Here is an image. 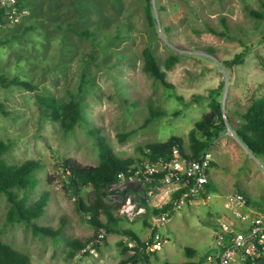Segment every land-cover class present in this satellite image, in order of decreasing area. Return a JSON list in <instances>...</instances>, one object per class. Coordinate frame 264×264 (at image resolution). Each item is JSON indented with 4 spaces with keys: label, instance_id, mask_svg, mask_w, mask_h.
I'll list each match as a JSON object with an SVG mask.
<instances>
[{
    "label": "rangeland",
    "instance_id": "obj_1",
    "mask_svg": "<svg viewBox=\"0 0 264 264\" xmlns=\"http://www.w3.org/2000/svg\"><path fill=\"white\" fill-rule=\"evenodd\" d=\"M26 3L29 13L21 24L0 36V74L31 81L38 89L0 82V138L13 141L5 156L10 163L28 158L43 163L29 202L49 189L47 213L36 221L60 232L37 234L32 224L10 221V204L1 194L0 238L30 254L33 264H118L132 253L124 254L131 245L128 236L118 232L108 233L98 255H71L70 240L85 241L98 229L66 188L62 161L100 163L93 128L119 157L132 158L136 165L144 158L145 144L163 142L172 135L182 137L189 149V132L211 110L209 96L220 88V94L215 91V95L223 101L226 119L232 123L227 122L210 146L211 176L217 191L207 203L200 200L174 213L163 229L166 245L149 252L150 258L143 263L218 264L221 247L215 231L217 212L226 211L225 194L241 190L264 208V155H254L234 129L241 125L242 113L251 100L264 96V17L252 15V10L264 12V0H153L156 25L148 21L147 0ZM86 29L94 30V36L77 32ZM147 46L153 48L171 85L145 70L143 52ZM242 51L243 61L236 62ZM173 53L184 55L167 68L166 60ZM37 93L56 95L62 101H82L86 122L66 131L43 113ZM151 106L165 114L143 126ZM132 129L137 131L122 141L120 134ZM133 192L149 212L154 209L151 197L135 186L124 198L107 195L105 203L117 210L116 214L118 209L123 214L121 207ZM84 196L95 200L92 186ZM101 218L106 221L105 215ZM119 225L142 238L149 236L140 215L133 220L123 217Z\"/></svg>",
    "mask_w": 264,
    "mask_h": 264
},
{
    "label": "trees",
    "instance_id": "obj_2",
    "mask_svg": "<svg viewBox=\"0 0 264 264\" xmlns=\"http://www.w3.org/2000/svg\"><path fill=\"white\" fill-rule=\"evenodd\" d=\"M21 3L28 7L26 0H21ZM145 7L149 23L156 25V17L153 14V0H147ZM252 15L264 17V12L252 10ZM14 29L9 30V32ZM167 29L168 26H165L164 30L166 31ZM209 29L216 32L214 28ZM77 32L82 36L90 38L95 34L94 30L90 29ZM1 42L2 40L0 39V43ZM143 54L145 57V70L156 78L161 79L163 82L168 83L166 79L167 72L163 70L162 66L159 64L153 48L147 46ZM183 55L184 54L181 53L171 54L166 60V67H173L181 60ZM244 56L245 52L242 51L238 53L235 57L236 62H242ZM0 82L4 86L17 84L29 90L38 89V86L31 81L21 80L17 77L9 79L4 74H0ZM168 85L171 84L168 83ZM219 89L212 91V94L209 96L212 98L210 102L211 110L205 113L202 118L196 122L195 127L189 132V149L186 148L182 137L172 135L166 141L149 142L145 144L144 148H142L144 158L140 161L142 162L147 157L152 160H159L161 158L169 159L170 156H172L175 146L180 148L184 156L193 158H198L202 153L210 149L212 141L227 128V122L230 124L232 123L229 117L226 119L223 101H220V99L216 97V95L220 94ZM215 91L217 92L216 95ZM37 101L40 103L43 113L47 117L60 122L66 131H71L77 124L86 122L83 102L78 99L62 101L56 95L37 93ZM164 114L165 112L163 110L151 106L150 115L146 118L143 126L148 125ZM241 122L239 127L234 128L238 137L254 155H264V96L251 100L246 111L242 113ZM136 131L137 129H132L126 133L120 134L121 140H125ZM92 133L96 136L95 141L99 147L101 156L100 163L98 165H84L73 159L63 160L62 163L66 181L65 186L68 191L78 198L80 209L84 212L89 223L98 229L97 231L101 228H106L108 232L125 234L137 241L138 244L133 248L135 253L122 257L118 264H143V262L150 258V254L146 251L144 252L140 247L141 245H146L145 238H142L133 229H123L122 226L119 225V222L123 217L127 218V216L121 214L120 209H118L119 213H117V215V210L105 203L106 196L113 192L110 188L118 181L119 173L125 172L128 175L134 173L136 164L132 158L124 159L119 157L112 146L107 143L105 137L99 133L98 129L93 128ZM12 145V140L0 138V195L5 194L9 201V220L12 222L18 221L32 224L34 232L37 234L40 232L47 234L60 232V230L54 231L49 226H42L36 221L47 213V206L51 198L49 189L43 191L36 200L29 202L30 192L38 186L39 175L37 172L43 167V163L34 158H28L18 164L10 163L5 156ZM211 170L212 161L210 164V173ZM166 173V171H162L157 174V177L160 179ZM150 185L155 186V181L154 183H150ZM90 186L93 187L96 195L93 201L85 200L84 196L86 188ZM207 186L211 190L217 191L212 176ZM19 191H22V194ZM251 200L252 199H249L250 203H253ZM260 209L264 212V208ZM164 210L165 207H155L151 212L140 215V218L144 220L147 226H150L153 215ZM102 215L106 216V221L101 218ZM96 234L97 233H95V235ZM95 235L87 238L85 241L80 238L70 240V244L73 248L70 252L71 255L76 256L77 254H82V248H84ZM129 250H131V248H125L123 251L124 254ZM188 250L192 253L191 249ZM0 264H33V261L30 254L18 250L12 244L0 238ZM166 264H195V262L173 263L167 261Z\"/></svg>",
    "mask_w": 264,
    "mask_h": 264
},
{
    "label": "built area",
    "instance_id": "obj_3",
    "mask_svg": "<svg viewBox=\"0 0 264 264\" xmlns=\"http://www.w3.org/2000/svg\"><path fill=\"white\" fill-rule=\"evenodd\" d=\"M28 13L29 8L22 5L21 0H0V35L16 28ZM212 160L210 149L193 158L184 156L175 146L169 159L152 160L147 157L136 165L134 173H119V179L110 188L113 192L109 195L124 198L135 186L151 197L155 207H165L151 219L146 245L140 246L144 252L158 251L166 245L168 239L163 229L167 228L174 213L200 200L207 203L215 195V191L207 186L211 180L209 170ZM162 171L167 173L159 179L157 174ZM154 181L156 185L151 186ZM224 204L226 211L218 216L215 231L217 244L221 247L218 264H264V212L251 208L248 196L241 190L226 193ZM121 211L133 220L148 209L133 192ZM108 233L106 228H101L81 253L98 255V249ZM127 240L131 245V254L135 253L133 248L137 241L131 237Z\"/></svg>",
    "mask_w": 264,
    "mask_h": 264
},
{
    "label": "crops",
    "instance_id": "obj_4",
    "mask_svg": "<svg viewBox=\"0 0 264 264\" xmlns=\"http://www.w3.org/2000/svg\"><path fill=\"white\" fill-rule=\"evenodd\" d=\"M250 205H251V208H253L254 210H259V211H261V209L260 208H263L262 206H260V205H255L254 203H250ZM155 208V207H154ZM148 209V208H147ZM147 212H149V210L147 211ZM146 212V213H147ZM220 214H218V212H217V214H218V216L219 215H221V212H219ZM148 227V233H149V235H150V228H149V225L147 226ZM78 255H80V254H78ZM144 263V262H143Z\"/></svg>",
    "mask_w": 264,
    "mask_h": 264
},
{
    "label": "water",
    "instance_id": "obj_5",
    "mask_svg": "<svg viewBox=\"0 0 264 264\" xmlns=\"http://www.w3.org/2000/svg\"><path fill=\"white\" fill-rule=\"evenodd\" d=\"M244 144V143H243ZM245 145V144H244ZM246 146V145H245ZM218 214H220L219 212H218Z\"/></svg>",
    "mask_w": 264,
    "mask_h": 264
}]
</instances>
